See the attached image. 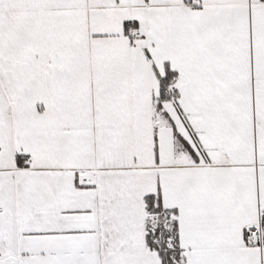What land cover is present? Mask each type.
<instances>
[{
  "label": "snow or ice",
  "instance_id": "1",
  "mask_svg": "<svg viewBox=\"0 0 264 264\" xmlns=\"http://www.w3.org/2000/svg\"><path fill=\"white\" fill-rule=\"evenodd\" d=\"M0 264H264V0H0Z\"/></svg>",
  "mask_w": 264,
  "mask_h": 264
}]
</instances>
